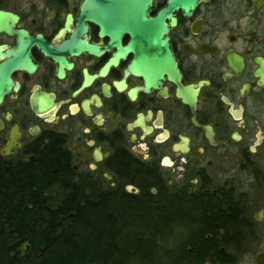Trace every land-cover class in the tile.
I'll use <instances>...</instances> for the list:
<instances>
[{
	"label": "flooded vegetation",
	"instance_id": "1",
	"mask_svg": "<svg viewBox=\"0 0 264 264\" xmlns=\"http://www.w3.org/2000/svg\"><path fill=\"white\" fill-rule=\"evenodd\" d=\"M0 158L51 141L74 181L237 204L224 262L264 264V0H0ZM164 197H161V196ZM210 212V213H209ZM209 232V233H208Z\"/></svg>",
	"mask_w": 264,
	"mask_h": 264
},
{
	"label": "trees",
	"instance_id": "2",
	"mask_svg": "<svg viewBox=\"0 0 264 264\" xmlns=\"http://www.w3.org/2000/svg\"><path fill=\"white\" fill-rule=\"evenodd\" d=\"M79 182L55 141L27 161L0 158V264L220 263V247L242 242L204 232H238L237 204H219L209 220L202 204L155 203Z\"/></svg>",
	"mask_w": 264,
	"mask_h": 264
},
{
	"label": "rangeland",
	"instance_id": "3",
	"mask_svg": "<svg viewBox=\"0 0 264 264\" xmlns=\"http://www.w3.org/2000/svg\"><path fill=\"white\" fill-rule=\"evenodd\" d=\"M249 185L250 186L248 187V189H245V192L252 197L251 214L253 216L257 214V212L263 211V219L261 220V223H262V232H264V192L262 189L258 187L256 182H252ZM260 246L264 248V233L262 236V243Z\"/></svg>",
	"mask_w": 264,
	"mask_h": 264
},
{
	"label": "water",
	"instance_id": "4",
	"mask_svg": "<svg viewBox=\"0 0 264 264\" xmlns=\"http://www.w3.org/2000/svg\"><path fill=\"white\" fill-rule=\"evenodd\" d=\"M108 1H111V2H114V1H116V0H108ZM190 1H194V0H190ZM2 13L0 12V15H1Z\"/></svg>",
	"mask_w": 264,
	"mask_h": 264
}]
</instances>
